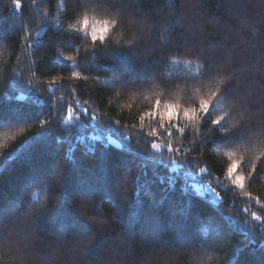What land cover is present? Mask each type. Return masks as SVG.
Returning a JSON list of instances; mask_svg holds the SVG:
<instances>
[{"label": "trees", "instance_id": "trees-1", "mask_svg": "<svg viewBox=\"0 0 264 264\" xmlns=\"http://www.w3.org/2000/svg\"><path fill=\"white\" fill-rule=\"evenodd\" d=\"M88 4L118 11L106 38L133 43L83 50L65 31L80 27L82 0H0V264H264L261 222L244 211L264 208L226 172L249 130L246 159L264 151V0ZM225 73L200 127L171 139L139 129L157 98L188 106L161 86ZM232 103L247 127L220 133L226 120H212ZM245 190L264 200V168Z\"/></svg>", "mask_w": 264, "mask_h": 264}, {"label": "snow or ice", "instance_id": "snow-or-ice-1", "mask_svg": "<svg viewBox=\"0 0 264 264\" xmlns=\"http://www.w3.org/2000/svg\"><path fill=\"white\" fill-rule=\"evenodd\" d=\"M18 2H20V0H13L14 4ZM85 23H87V21H85ZM106 32L107 29H105V34ZM91 35L92 39H95L97 35L96 31L94 30ZM60 55L65 59L71 61L72 63L76 62L75 55H65L64 53H61ZM79 76V73L71 74V78H79ZM59 79L60 77L58 76L54 77V80L56 81H59ZM49 83H51V81H49ZM212 97H216V93L214 91L210 92L207 97L202 98L200 105L196 108H184L181 107L179 103H162L160 99H156L155 103L152 105L149 111H146L143 114L139 115V129L144 131L145 128H147V136L151 138H156L157 136H162L167 133L169 139H171L172 135L175 132H179L180 134L184 135L187 132L189 126L192 129H196L198 126L200 127L201 118H204L203 114L205 109L210 108L209 102ZM169 110L173 112L172 119H170L167 115ZM227 119L228 116L224 115L220 120L217 121V124H220L222 121H225ZM153 120L157 125L156 127H152L150 123H145L146 121L151 122ZM42 123L47 124L49 122L45 120ZM178 123L182 124L183 126L177 127ZM131 127L136 129L135 124H133ZM161 129H163V131H161ZM181 129H183V131H181ZM261 131L264 132V130ZM11 139L15 140L16 137L12 136ZM248 144L251 145V141H249ZM151 148L157 151L161 150L162 148H170L174 153L177 151V149L173 147L172 143H166L162 146L159 143L152 142ZM242 149L243 151H240L238 149L236 151H229L226 153L227 158L230 161L227 164L226 168L227 177L230 179L232 186H234L236 189H239L240 193L244 197H247L249 201H255L256 204L264 208V200L259 197L253 196L251 192L245 190V181L247 180L250 186L252 179L257 173L258 168H264V163H262L264 162V151H261L258 155H255V158L251 159V161L249 162V160H247L245 157V153L250 152L252 150L251 147H246L244 145ZM179 151H183V148L179 149ZM204 171V169H201V172ZM62 174L63 168L62 166H60V168L57 170L56 175L60 177L62 176ZM117 195H119V193H117ZM244 211L248 213L253 222H261L260 229L264 230V228L261 227L262 225H264V216L258 214L257 211H250L248 208H245ZM205 235H207V231L205 232Z\"/></svg>", "mask_w": 264, "mask_h": 264}, {"label": "clouds", "instance_id": "clouds-1", "mask_svg": "<svg viewBox=\"0 0 264 264\" xmlns=\"http://www.w3.org/2000/svg\"><path fill=\"white\" fill-rule=\"evenodd\" d=\"M92 12H95L101 18L100 19H95V18L90 19L89 16ZM81 14L83 18H82V21L80 22V27L76 28L73 31L72 25H69L68 29L65 31L68 32L69 34H72L73 32L80 34L79 39L81 41V44L79 46L83 50L97 51L102 48H108L109 46H118V47L126 48L125 44L130 45L133 43L132 39H126L122 37L121 40H117L115 41V44H113L111 40L106 38L110 31L117 32V33L119 32L121 25H120V13L118 11H110L107 9L101 11L95 6H90L88 4V0H82ZM85 21H87V23H85ZM89 24L92 25V28L88 31H85V29L87 28ZM105 29H107L106 34H105ZM94 30L96 31L97 35L95 39H92L91 33ZM136 39H139V38L137 37ZM231 79H232V76L225 73V74H217V76L212 81L208 82L207 84H198L199 87H196L195 83L175 85V86H172L171 88H165L164 86H161V87L165 89V94L171 91H182L186 98L185 102L187 103L188 106L185 107L183 104L179 103L180 106L184 108H196L200 105V102H201V99H199L198 106H196L198 95L203 93L205 88H208L210 92L214 91L216 93V97H218L222 95L224 88L231 81ZM216 97L211 98L209 102L210 105L213 99ZM236 107L237 106L235 103L227 104L226 110H224L222 114L216 115L215 118L212 120V124L214 125V124H217V121L220 120L222 116L224 115L228 116V119L226 120L225 125L219 129L220 133H226V132H229L233 129H237L240 127H244V128L247 127V117L241 114H238L235 111ZM208 111L209 109H205L203 116H205L208 113ZM167 115L170 119L173 118V112L171 110H169ZM202 119L203 117L201 118V120ZM181 131H183V129H181ZM255 135H257V132L255 130H249L247 132L246 137L242 140V142L236 147L231 148V149H234V150L242 149L243 146L245 145V142L251 141L250 137L255 136ZM259 135L264 136V132L260 130ZM250 161L251 160L249 159V162ZM222 261L223 259L220 260V264H222Z\"/></svg>", "mask_w": 264, "mask_h": 264}, {"label": "rangeland", "instance_id": "rangeland-1", "mask_svg": "<svg viewBox=\"0 0 264 264\" xmlns=\"http://www.w3.org/2000/svg\"><path fill=\"white\" fill-rule=\"evenodd\" d=\"M80 109H81V108H80ZM81 112L85 113V111H84L83 109H81ZM73 123H74V122L71 121V122L68 123V124L71 125V124H73ZM205 188H208V185H207V184L205 185ZM209 192H210L212 195H214V192H213L212 189H209ZM214 196H215V195H214ZM214 198H215L214 201L217 202V201H218V198H217L216 196H215Z\"/></svg>", "mask_w": 264, "mask_h": 264}]
</instances>
